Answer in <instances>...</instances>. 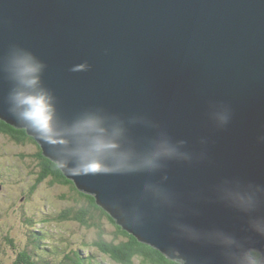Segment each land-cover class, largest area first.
Returning a JSON list of instances; mask_svg holds the SVG:
<instances>
[{
  "label": "water",
  "instance_id": "obj_1",
  "mask_svg": "<svg viewBox=\"0 0 264 264\" xmlns=\"http://www.w3.org/2000/svg\"><path fill=\"white\" fill-rule=\"evenodd\" d=\"M26 55L42 65L33 89ZM20 90L50 97L54 144L18 119ZM89 117L117 147L101 155L109 171L73 176ZM0 119L167 257L264 251V0H0Z\"/></svg>",
  "mask_w": 264,
  "mask_h": 264
},
{
  "label": "rangeland",
  "instance_id": "obj_2",
  "mask_svg": "<svg viewBox=\"0 0 264 264\" xmlns=\"http://www.w3.org/2000/svg\"><path fill=\"white\" fill-rule=\"evenodd\" d=\"M36 153L33 142L17 144L0 132V264H11L21 250H26L36 264H57L61 255L72 250L79 251L87 264L90 256L92 264H118L93 246L96 226L89 229L76 221L58 219L71 206L68 187L42 181L32 189L38 174L31 171ZM59 193L66 197L59 198ZM90 223L103 229L106 240L114 239L111 222L97 217ZM132 264L144 263L136 258Z\"/></svg>",
  "mask_w": 264,
  "mask_h": 264
},
{
  "label": "trees",
  "instance_id": "obj_3",
  "mask_svg": "<svg viewBox=\"0 0 264 264\" xmlns=\"http://www.w3.org/2000/svg\"><path fill=\"white\" fill-rule=\"evenodd\" d=\"M0 132L17 144L27 141L36 144L37 153L32 155L33 158L35 156V162L32 161L31 171L34 172L36 170L38 174L32 189L42 181H48L50 185L56 184L64 188L68 187L71 192V206L64 209L59 214L58 219L76 221L87 228L96 226L97 233L93 246L109 255L114 262L132 264L134 259L139 258L144 264H181L177 260L167 257L151 245L139 241L133 234L124 230L102 207L97 205L96 199L92 194L78 189L72 180L63 175L56 162L44 156L39 144L34 140L33 136L27 133L25 128H17L0 119ZM58 195L61 199L66 197L64 193H59ZM97 217H103L113 224L114 239L106 240L103 229L98 224L90 223L96 222ZM33 240L37 242L39 237H33ZM88 259L89 263L92 264L91 256ZM57 261L59 262L57 264H87L85 257L75 250L65 252ZM11 264H36V261L26 250H21L16 253Z\"/></svg>",
  "mask_w": 264,
  "mask_h": 264
},
{
  "label": "clouds",
  "instance_id": "obj_4",
  "mask_svg": "<svg viewBox=\"0 0 264 264\" xmlns=\"http://www.w3.org/2000/svg\"><path fill=\"white\" fill-rule=\"evenodd\" d=\"M19 65L22 88H35L39 83L38 73L42 65L35 62L30 55L21 58ZM12 100L15 107L20 109L16 113L18 119L25 121L35 133L39 134V139L45 144H54V109L47 93L42 90L38 92L20 90L12 96ZM226 119V116H221V120L226 121ZM74 131L81 134L82 142L71 153L77 158L76 166L67 168V173L76 176L109 171L101 155L116 148L117 145L98 134L104 131L100 127V121L94 117L86 118L76 125ZM56 163L63 169L67 167L68 161L57 160ZM116 166L124 167L125 161L121 159ZM253 227L257 232L264 234V226L257 223ZM232 260L234 264H264V251L255 247L242 248L238 253L233 254Z\"/></svg>",
  "mask_w": 264,
  "mask_h": 264
}]
</instances>
